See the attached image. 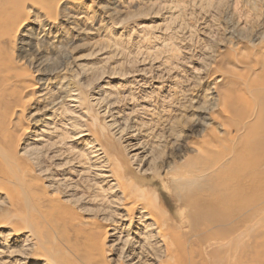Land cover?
Here are the masks:
<instances>
[{"label":"rangeland","instance_id":"rangeland-1","mask_svg":"<svg viewBox=\"0 0 264 264\" xmlns=\"http://www.w3.org/2000/svg\"><path fill=\"white\" fill-rule=\"evenodd\" d=\"M35 14L28 12L27 23H33L24 25L23 34L19 30L10 52L32 63L39 52L52 57L33 63L30 78L15 92L0 84V147L20 174L71 207L80 223L89 219L110 233L114 220L122 229L144 231L139 211L130 222L120 217L121 191L113 193L114 181L104 177L106 162L154 182L145 183L143 193L173 215L175 207L160 184V165L178 138L192 143L199 129L187 130L207 113L203 109L212 102L213 89L224 90L228 80L217 82L215 64L224 59L236 84L256 77L257 54L264 46V0H82L78 15L58 17L53 25L62 24L66 37L60 66L55 63L53 71L47 66L60 52L49 34L55 29ZM74 93L78 107L70 100ZM13 110L19 119L10 128ZM22 126L28 130L22 132ZM82 132L87 135L78 137ZM126 142L138 149L129 152ZM134 153L140 158L132 161ZM5 207L0 194V214ZM198 213H189V219H200ZM18 234L15 241L11 230L0 226V264H43L21 253L28 246L24 232ZM111 238L104 240L107 263L134 262L123 259L121 251L134 246L137 236Z\"/></svg>","mask_w":264,"mask_h":264},{"label":"bare ground","instance_id":"bare-ground-1","mask_svg":"<svg viewBox=\"0 0 264 264\" xmlns=\"http://www.w3.org/2000/svg\"><path fill=\"white\" fill-rule=\"evenodd\" d=\"M81 1L0 0L1 85L15 92L20 81L30 78L33 63L40 65L52 57L39 52L32 63L15 59L10 52L15 36L21 28L22 33L29 20L28 12L35 11V17L43 15L54 28L58 17L70 19L76 15ZM54 29L49 34L60 52L58 56L54 52L53 64L46 65L50 71L60 66L66 40L62 24ZM258 52L256 77H242L238 84L229 77L232 69L224 59L215 64L214 74L221 77L217 82L228 80L224 90L213 89L212 102L203 109L207 113L200 114L187 130L199 129L192 143L178 138L171 156L162 161L160 184L175 207L173 215L165 212L158 199L143 193L144 184L154 182L134 175L129 167L106 162L104 177L114 181L113 193L121 191L119 203L124 215L120 217L130 222L134 211H139L145 221L141 224L144 231L137 233L141 229L138 227L137 231L122 229L114 220L110 233L107 227H97L89 219L80 223L71 207L20 174L21 168L0 147V194L6 204L1 208L0 226L11 230L15 241L19 240L18 233L24 232V245L28 247L24 246L21 253L30 260L40 258L43 264H108L104 252L107 236L117 242L137 236L134 246H124L121 251L123 259H135L131 264L148 260H153L152 264H264V46ZM71 96L78 107L76 94ZM18 115L15 110L11 112L15 120L10 128L16 127ZM21 129L28 130L24 126ZM85 135L82 132L78 137ZM129 142L125 144L131 148L129 152L138 149ZM129 156L132 161L140 158L138 153ZM196 212L200 219L190 220L188 214ZM191 224L199 228L188 233L184 228Z\"/></svg>","mask_w":264,"mask_h":264}]
</instances>
